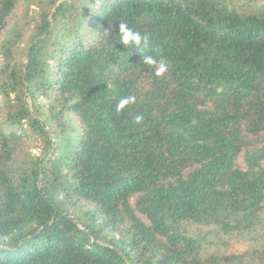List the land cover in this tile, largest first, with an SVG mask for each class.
I'll return each instance as SVG.
<instances>
[{"label": "trees", "instance_id": "trees-1", "mask_svg": "<svg viewBox=\"0 0 264 264\" xmlns=\"http://www.w3.org/2000/svg\"><path fill=\"white\" fill-rule=\"evenodd\" d=\"M49 4L0 81V264H264V0Z\"/></svg>", "mask_w": 264, "mask_h": 264}, {"label": "rangeland", "instance_id": "rangeland-1", "mask_svg": "<svg viewBox=\"0 0 264 264\" xmlns=\"http://www.w3.org/2000/svg\"><path fill=\"white\" fill-rule=\"evenodd\" d=\"M49 10V0H19L12 15L8 18L5 29L0 33V81L5 78L3 76L6 70H8V72L11 71L13 59L17 62L18 66L23 64L25 61L23 53L25 52L26 46L29 44L34 28L40 24L42 16L44 15L43 13H47ZM48 19L50 20V18ZM17 32L19 33L18 37L16 36ZM7 48L12 50L8 54L9 57L6 58V62L4 52ZM2 98L3 96L0 93V103H3ZM26 102L31 109H34L36 105H47L49 99H45L42 95H38L35 104H33L29 98H27ZM27 141L29 142L24 146V152L21 153L19 160L33 162L36 156L41 153V142L36 138L35 140L32 138ZM238 164L243 166L241 155L238 159ZM87 209H89L87 203L79 202L71 209V213L77 219L86 220L87 216L85 215V211H87ZM262 240L263 237L260 235V230H258L254 234L236 237L225 251L230 254L231 251L238 249L240 253L243 254L257 247ZM220 251H224V249H220Z\"/></svg>", "mask_w": 264, "mask_h": 264}, {"label": "clouds", "instance_id": "clouds-1", "mask_svg": "<svg viewBox=\"0 0 264 264\" xmlns=\"http://www.w3.org/2000/svg\"><path fill=\"white\" fill-rule=\"evenodd\" d=\"M119 36H120V43L123 46L127 45H133L136 48H139L141 46L147 48L149 45V38L147 35L141 36L139 32H135L132 29H130L125 23L119 24ZM144 63L152 65L155 63L152 57L145 56L144 57ZM167 66L161 62L159 69L157 71V75H161L164 71H166ZM135 103V97L129 96L126 98H123L120 100V102L117 105L116 110L119 112L123 110L127 105ZM143 120V116L137 115L135 117V123L139 124Z\"/></svg>", "mask_w": 264, "mask_h": 264}]
</instances>
